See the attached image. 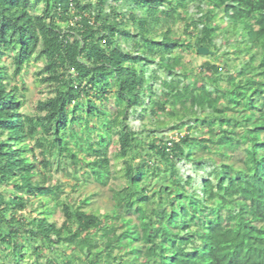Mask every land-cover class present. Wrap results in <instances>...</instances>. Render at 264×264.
Segmentation results:
<instances>
[{
  "label": "trees",
  "instance_id": "1",
  "mask_svg": "<svg viewBox=\"0 0 264 264\" xmlns=\"http://www.w3.org/2000/svg\"><path fill=\"white\" fill-rule=\"evenodd\" d=\"M1 188L0 264H264V0H0Z\"/></svg>",
  "mask_w": 264,
  "mask_h": 264
},
{
  "label": "rangeland",
  "instance_id": "2",
  "mask_svg": "<svg viewBox=\"0 0 264 264\" xmlns=\"http://www.w3.org/2000/svg\"><path fill=\"white\" fill-rule=\"evenodd\" d=\"M123 7L120 8L121 11H123ZM184 24H179L176 29L180 30V32L183 31V26ZM236 38L230 39L229 43H226V38L221 36L217 39L218 44H224L223 45V50L222 53H225L227 50L231 49V44L235 42ZM183 57L187 63L191 62L192 67H198L200 66L206 59L204 58L205 56L198 57L195 53L193 52H184ZM223 60L220 61L218 60V64H223ZM5 64L8 66L9 73L13 74L14 68L12 64V59L11 58H6L5 59ZM41 66H38L35 62L31 63L29 67H27L22 74L16 79V84L20 86L21 88H27V93H26V106L23 109V112L27 114H34L36 112V106L37 102L40 99H43L49 95V91L46 88V86L41 85L38 82L37 78V72L40 70ZM161 75V73H160ZM160 84L158 83L157 87L159 88ZM114 103L113 101L110 102L108 107L113 109ZM172 109H169L168 112H171ZM150 116V115H148ZM148 116L146 118H148ZM166 119V115L160 114L156 119H145L142 120L138 117H131L130 119V124L133 126V128L137 131H142V130H152L156 131L157 130V124L158 121H162ZM144 126H146L144 128ZM144 128V129H143ZM155 135L159 138L161 137H169V138H174L176 137V133L170 130H165V131H157ZM182 171L183 175L185 178L189 176H194L197 178V184H201V180L199 176L203 174L202 169L199 168H194L191 165H183L182 166ZM210 171V169H209ZM207 172V171H206ZM204 171V173H206ZM53 183H56V180H61L65 185H66V192L73 197L77 198L78 200H81L85 196H93V202L91 208L94 210H100L101 213H104L112 208V192L111 188L112 187H117L120 185V182H112L110 186L103 188L100 187L99 185L95 183H90L87 186H85L82 191L74 192L72 186L75 184V181L72 180L70 177L64 176L63 173L55 174ZM11 189V187H9ZM4 189L8 188H1L0 191H3ZM35 216V215H34ZM55 220L61 224L63 222V217L61 213H58L55 217Z\"/></svg>",
  "mask_w": 264,
  "mask_h": 264
},
{
  "label": "water",
  "instance_id": "3",
  "mask_svg": "<svg viewBox=\"0 0 264 264\" xmlns=\"http://www.w3.org/2000/svg\"><path fill=\"white\" fill-rule=\"evenodd\" d=\"M198 52L200 53L201 56H208L210 54H213L210 52V50L206 47H199Z\"/></svg>",
  "mask_w": 264,
  "mask_h": 264
},
{
  "label": "built area",
  "instance_id": "4",
  "mask_svg": "<svg viewBox=\"0 0 264 264\" xmlns=\"http://www.w3.org/2000/svg\"><path fill=\"white\" fill-rule=\"evenodd\" d=\"M172 145V143H169V146H171Z\"/></svg>",
  "mask_w": 264,
  "mask_h": 264
}]
</instances>
